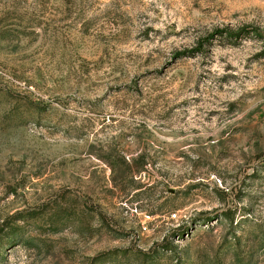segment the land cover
<instances>
[{
	"label": "rangeland",
	"instance_id": "obj_1",
	"mask_svg": "<svg viewBox=\"0 0 264 264\" xmlns=\"http://www.w3.org/2000/svg\"><path fill=\"white\" fill-rule=\"evenodd\" d=\"M0 264H264V0H0Z\"/></svg>",
	"mask_w": 264,
	"mask_h": 264
},
{
	"label": "trees",
	"instance_id": "obj_2",
	"mask_svg": "<svg viewBox=\"0 0 264 264\" xmlns=\"http://www.w3.org/2000/svg\"><path fill=\"white\" fill-rule=\"evenodd\" d=\"M226 32V30H225ZM221 30H216V33H218L219 35H223L224 37L226 38H233V37H236L238 35H248L250 33V29L248 27H241L240 29H238L237 31H233V32H228L226 34H222V33H225Z\"/></svg>",
	"mask_w": 264,
	"mask_h": 264
}]
</instances>
